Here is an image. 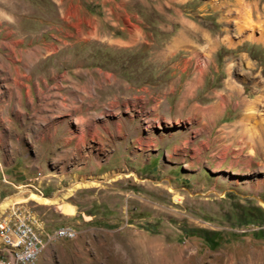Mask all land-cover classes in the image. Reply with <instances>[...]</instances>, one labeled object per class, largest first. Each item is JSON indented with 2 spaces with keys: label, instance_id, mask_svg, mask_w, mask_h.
<instances>
[{
  "label": "rangeland",
  "instance_id": "1",
  "mask_svg": "<svg viewBox=\"0 0 264 264\" xmlns=\"http://www.w3.org/2000/svg\"><path fill=\"white\" fill-rule=\"evenodd\" d=\"M88 9L91 35L57 18L22 37L0 20V205L20 187L59 200L0 219L34 217L33 264H264V0ZM243 98L260 146L244 152ZM59 226L74 238L50 240Z\"/></svg>",
  "mask_w": 264,
  "mask_h": 264
},
{
  "label": "crops",
  "instance_id": "2",
  "mask_svg": "<svg viewBox=\"0 0 264 264\" xmlns=\"http://www.w3.org/2000/svg\"><path fill=\"white\" fill-rule=\"evenodd\" d=\"M103 2H105V0H22V12H17L15 16L13 14L14 10L12 8V3L3 2L1 6H5L4 8H7V10L1 12L0 20L2 22H7L6 29L11 30V27H15L19 31L18 34L22 37L27 36V33H25L26 31L29 33L30 37L36 35L46 36V29L52 30L56 27L55 20H57V18L60 22H65L67 28L72 27L75 30L80 28L88 29V33L90 32L91 35L96 33V27L95 25H91L89 19L86 18V16L89 15L88 5L97 3L102 4ZM46 11L48 13H46ZM51 13L52 16H50ZM21 20L26 21L25 25L21 26L19 24ZM34 22L36 23L35 26L33 25ZM35 29L37 32L33 33ZM41 29L44 30L41 31ZM7 34L9 36L12 35L11 32H7ZM38 47L39 46H34L32 50L38 51ZM12 83L20 86L23 85L19 81V77L13 79Z\"/></svg>",
  "mask_w": 264,
  "mask_h": 264
},
{
  "label": "built area",
  "instance_id": "3",
  "mask_svg": "<svg viewBox=\"0 0 264 264\" xmlns=\"http://www.w3.org/2000/svg\"><path fill=\"white\" fill-rule=\"evenodd\" d=\"M37 222L21 207H15L0 219V244L6 259L0 264H33L35 252L42 244ZM73 229L59 226L50 240H65Z\"/></svg>",
  "mask_w": 264,
  "mask_h": 264
},
{
  "label": "bare ground",
  "instance_id": "4",
  "mask_svg": "<svg viewBox=\"0 0 264 264\" xmlns=\"http://www.w3.org/2000/svg\"><path fill=\"white\" fill-rule=\"evenodd\" d=\"M181 38H177L174 40L173 42V46L175 44H178V43H181L180 42ZM172 46V47H173ZM30 58V57H29ZM19 83V82H18ZM240 99V98H239ZM224 100V99H223ZM241 105L244 107L245 111H246V114H244V116H242L239 120V125H240V129L241 131L240 132H236V137H241V151L244 152L245 150H250L252 151L251 149H255V148H259L260 146L258 145V142L257 140L253 137L252 135V132L250 130V128L248 129L247 127L245 128V122L249 121L250 117H251V114L253 115V111H254V108L250 107L251 105L246 102V100L243 98L241 99ZM237 107V106H236ZM222 108V105L220 103L218 104H213L209 107H206L204 108L203 110H201V116L203 118H208V119H213V117L215 118V116H217V114L220 112V109ZM248 112V114H247ZM253 112V113H252ZM256 125V124H255ZM260 127V126H259ZM236 128V127H235ZM234 128V129H235ZM232 129L230 131H228L231 135L232 133L235 132V130L237 129ZM239 129V130H240ZM225 132V131H224ZM235 134V133H234ZM252 135V136H251ZM233 136V135H232ZM259 140V139H258ZM131 174H126L125 176H129ZM132 176V175H131ZM118 177L115 176L114 178H112V180H116ZM128 178V177H127ZM111 180V181H112ZM98 183H96L95 180H92V181H85L81 184H77L75 187H73V189L69 190L67 195H70L75 189H80V188H87L89 186H97ZM26 201H34L40 205H53V204H56L58 203V198L56 196L54 197H44V196H41L39 194H36L34 192H32L31 190H29L28 188H25V187H20L18 188V191L17 193H15L14 195H12L11 197L5 199L1 205H0V210L4 209L6 206H8L9 204L13 203L14 204H18L20 202H26ZM75 236V232H71L69 234V236L66 237L65 240H70V239H73ZM43 249V244H41L37 251L35 252V261L36 259L38 258V256L40 255L41 251Z\"/></svg>",
  "mask_w": 264,
  "mask_h": 264
}]
</instances>
